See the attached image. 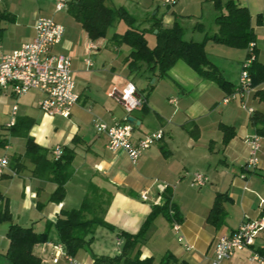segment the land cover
Segmentation results:
<instances>
[{
    "label": "crops",
    "instance_id": "obj_1",
    "mask_svg": "<svg viewBox=\"0 0 264 264\" xmlns=\"http://www.w3.org/2000/svg\"><path fill=\"white\" fill-rule=\"evenodd\" d=\"M135 1L137 6L144 8V16L135 18L125 7L126 3L118 6H123L135 18V26L144 29L145 36L147 32L151 34V40H147L150 45H154L156 30L150 31L153 15L161 20L164 27H170L174 21H178L183 27L197 31L200 40L196 41H201L205 35L217 32L215 17L221 11L225 12L224 4L228 0H176L171 6L160 2L156 6L147 5L146 0ZM234 1L249 10L256 36V59L264 64V0ZM56 2L57 0L12 1L13 8L8 7L6 10L14 15V21L1 22L4 32L0 38V55L30 41L39 17H52L62 24V39L53 50L71 57L75 91L79 95L70 115L63 117L46 114L39 108L38 101L42 94L38 90H30L19 98L9 89L0 90V114L5 118V131L1 136L7 138L6 145L0 147V154H8L11 159L25 151L26 137L9 134V128L13 125L8 124L15 104L16 120L30 121L28 134L48 150L49 158L53 159L52 150L56 146L74 149L72 174L65 183V197L59 203L49 200L56 183L33 176L34 165L28 158H22L24 167L21 170L16 172L10 169L0 177V192L8 199L13 221L31 225L37 232L49 228L48 240L36 243L32 248L43 264H74L63 254L57 262L52 261L56 250L54 246L59 244L54 223L61 210L78 208L88 194L94 199L95 206L102 205L106 208L102 215L115 226L114 231L97 226L90 245L79 249L73 256L76 262L96 264L94 256L113 257L119 254L123 238L118 237V233L121 230L137 232L153 205L162 202L164 194L169 193L183 217L180 228L174 230L173 225L158 214L150 222L144 239L138 244L140 258L152 257V264H161L162 257L171 253L174 259L171 257L169 264H210L213 244L219 235L231 232L245 220L264 214V136L259 135L260 148L255 166H247L250 152L246 142L248 137L257 134L251 124L252 112L247 108L252 107L253 111L264 113V102L255 95L256 90L264 89V82L253 86L250 94L245 96L247 108L243 109L244 115L239 111V108H243L241 96L224 102L227 93L214 81L200 76L183 60H178L165 77H153V81L150 80L153 87L145 93L149 73L142 76L129 74L126 57L130 47L115 44L111 39L114 33H123L127 26H121L122 21L116 19L110 27L111 32L107 30L104 37L92 40L67 9L55 10ZM160 6L163 9H159ZM205 15L208 19L212 17L215 24L211 34L205 31ZM190 36L193 38L195 35ZM210 42L212 41L205 44L206 53ZM91 44L96 48L89 49ZM216 47L210 46L218 49ZM226 47L229 48L220 49L227 63L232 62L229 59L234 58V55L238 58L236 66L230 68V71L223 63L218 66L208 58L236 90L240 64L246 56V49ZM88 56L91 59L90 66L85 63ZM226 70L231 78L226 75ZM233 74L236 79H232ZM129 82L135 85L137 94L143 98L147 94L145 105L131 113L135 118V136L141 137L163 130L162 138L145 149L135 163L124 151L109 149L106 136L98 134L95 128L97 122L112 125L128 120L129 116L117 97ZM193 124L198 130L197 137L189 132ZM220 124L230 125L235 131L226 144L223 143ZM196 171L208 177V182L200 190H195L194 187L197 186L191 184L192 173ZM218 192L225 193L228 200L223 203L225 215L221 225L214 226L207 216ZM98 213L100 215V210ZM86 216L90 217V214L87 213ZM4 223L6 226L0 229V264H11L4 256L9 247V239L6 237L8 222ZM101 227L106 232L100 230ZM100 231L106 234L104 237L107 236L101 244L96 235ZM172 231L182 237L178 244L160 246L158 251L148 245L147 234H172ZM261 232L263 234H258L252 247L237 250L223 264H264L253 258L255 248L264 247V229ZM259 236L260 240L256 245ZM113 238L115 246L112 245ZM185 243L193 247L187 249ZM63 250L65 251L64 246Z\"/></svg>",
    "mask_w": 264,
    "mask_h": 264
},
{
    "label": "trees",
    "instance_id": "obj_2",
    "mask_svg": "<svg viewBox=\"0 0 264 264\" xmlns=\"http://www.w3.org/2000/svg\"><path fill=\"white\" fill-rule=\"evenodd\" d=\"M106 0H70L67 3V12L78 21L88 37L92 40L104 37L116 19L123 20L127 29L123 33H114L111 37L115 44H126L130 47L126 57V64L129 74L140 75L148 72L147 92L153 87L150 80L153 77H165L168 70L178 61H185L200 76L214 81L218 87L231 95L235 88L232 83L226 80L220 73L218 67L208 58L205 44L207 41L223 44L226 46L246 49L245 59L253 53L255 58L249 66L252 87L264 82V64L256 59L255 32L251 25L250 13L246 6H241L234 0H228L224 4L225 12H220L215 17L218 25L217 32L205 35L201 41L184 39V27L180 22L174 21L172 26L164 27L161 20L153 15V23L150 31L154 32L155 43L150 45L145 36V30L135 26V18L130 15L123 6L111 7L106 5ZM220 7L219 4H216ZM14 21V15L6 9L0 8V38L3 35L4 27L1 22ZM259 22V20H258ZM250 43H254L250 47ZM145 66V69H142ZM238 83L236 85V88ZM255 95L264 102V89L255 91ZM224 97V98H225ZM147 94L144 96V103ZM251 124L255 127L257 135L264 136V113L254 110L251 114ZM30 121L24 119L16 122L9 128V134H21L26 137L25 151L21 155L12 156L10 159L11 169L21 170L24 167L22 158H28L34 165L32 174L38 178L49 179L56 183V188L50 194L49 200L61 202L65 197V183L72 174L71 162L74 157L72 147H63L61 156L54 160L47 156L48 150L34 141L28 134ZM223 132V143L226 144L234 135V128L230 125L220 124ZM190 134L197 137L198 130L193 124L189 129ZM7 138L0 136V147L6 145ZM75 142V139H74ZM264 179V176H263ZM163 201L154 204L150 213L135 232L121 230L118 237L123 238V244L119 254L109 256H94L96 264H152L153 258H140L138 244L144 239L145 231L150 222L158 215H163L173 225L180 224L183 220L178 206L172 202L169 193H165ZM88 194L84 197L78 208L61 210L54 227L57 231L59 244L64 246L65 252L75 256L79 249L90 245L94 238V231L97 226H103L111 231L115 226L107 222L103 213L106 208L95 206ZM228 200L225 193H217L214 202L209 210L207 219L214 226L221 225L224 218V201ZM0 224L8 222L6 237L9 239V247L4 256L11 264H43L40 257L32 251L36 243L48 240L49 228L43 232L35 231L31 225L19 224L12 219L9 210L8 199L0 192ZM100 210V215L98 213ZM90 214L87 217L86 214ZM252 247V245H251ZM255 254L264 259V247H257ZM174 259L171 253H166L161 264H169L170 258Z\"/></svg>",
    "mask_w": 264,
    "mask_h": 264
},
{
    "label": "built area",
    "instance_id": "obj_3",
    "mask_svg": "<svg viewBox=\"0 0 264 264\" xmlns=\"http://www.w3.org/2000/svg\"><path fill=\"white\" fill-rule=\"evenodd\" d=\"M165 6L173 5L176 0H157ZM67 0H57L55 10L67 8ZM34 36L30 41L22 43L11 52L0 55V90H11L12 94L19 98L30 90H38L42 96L38 101L39 108L49 115H60L68 117L72 107L77 103L79 95L75 91V78L72 71V59L68 54L55 52L54 46L60 43L64 32L62 24L52 17H39L34 25ZM254 43H250L252 48ZM91 44L89 49H95ZM90 54V53H89ZM88 54V55H89ZM255 58L251 53L242 63L238 86L233 94L225 97L224 102L232 98L241 96L242 106L246 107L245 96L253 90L249 66ZM85 63L90 66V56L85 58ZM117 99L123 106L127 116H131L134 110L142 107L144 98L137 94L135 85L129 82L118 93ZM251 113L252 108H247ZM17 105L12 106L9 126L15 123ZM135 121V120H134ZM134 121L126 120L108 125L104 122H97L95 128L98 134H103L107 138V146L113 151H124L129 159L135 163L143 151L149 148L156 140L162 138L163 130L144 134L141 137L135 136L136 124ZM249 146V158L247 166H255L258 162V151L260 148V136L255 134L246 139ZM62 154V147L56 146L52 150L54 160ZM11 169L10 157L8 154H0V177ZM208 182V177L199 171L193 172L191 184L197 187L204 186ZM144 196V195H142ZM178 223L173 224L174 230H179ZM264 229V214L256 218L243 221L236 229L229 233L219 235L214 241L213 257L210 264H223L240 249L247 248L254 244L258 234ZM182 240V237H178ZM187 249L193 246L185 243ZM55 255L52 259L57 262L63 254L65 258L74 264L73 256L68 255L63 250L62 244H56ZM254 259L264 262L256 254Z\"/></svg>",
    "mask_w": 264,
    "mask_h": 264
},
{
    "label": "rangeland",
    "instance_id": "obj_4",
    "mask_svg": "<svg viewBox=\"0 0 264 264\" xmlns=\"http://www.w3.org/2000/svg\"><path fill=\"white\" fill-rule=\"evenodd\" d=\"M12 1H13V3H17L18 0H2V1H0V8H2V9H8V7L13 8L14 5H12ZM146 1H148L147 5H149V4L151 5L152 4L153 6H156V5L159 4L157 0H146ZM106 3L108 5H110V6H118L121 3H126L125 7L128 9L130 14L134 15L135 18L136 17H142V16H144V14H146V12L143 10L144 8L141 5L137 6V2L135 0H107ZM144 7H146V6H144ZM159 9H163V7L160 6ZM63 12H65V11H63ZM45 17H47V16H45ZM205 17L207 18L208 16L205 15ZM212 19L213 18L211 17V19L207 18L206 20H203L204 24H205V31L207 33H210V34L213 33V31H214L213 29H214V26H215V24H214ZM121 21H122L121 22V26L126 27L127 26L126 23L123 20H121ZM108 30H109V32H111L110 30H112V29L108 28ZM191 34H194L195 36L193 38H191L192 37V36H190ZM146 37H147V39L151 40L150 39L151 38V34L149 32L146 33ZM183 38L184 39L200 40V36L198 35L197 31L193 32L192 29H187L186 27H184ZM211 45L212 46H217L216 48H218V49H220V48L228 49L229 47H226L224 45H215L214 43L210 42L209 45H208V48H207V53H208V57L213 62H215L218 66L221 65V63H223V66L228 68V71H230V68L233 69V67L236 66V60H238V58L235 57L236 55L233 56L234 58L231 57L229 59L230 61H232L234 63H232V62L231 63H227L225 61V59L222 57V55H224L223 52H222V49H220V50L214 49V48L212 49V48H210ZM244 60H245V58L243 59V61ZM223 61H225V62H223ZM243 61L240 64V71H241V67H242ZM226 65H229V66H226ZM240 71H239V76H240ZM226 75L229 76V73L227 72V70H226ZM233 75L234 76H232V79H236L235 78L236 77L235 74H233ZM229 77L231 78V76H229ZM238 81H239V78H238ZM145 93H147V91H145ZM178 94H179V92H178ZM179 95H181V94H179ZM243 109H244V107L242 109L239 108V111L244 115L245 111ZM4 122H5V118H4V116L2 114H0V136L5 131V127L3 126ZM194 188H195V190H200V189H203L204 187L203 188L202 187H200V188L199 187H194ZM5 224L6 223H1L0 224V229H2V228L4 229V226H6ZM100 230H104L105 231V229H102V227H101ZM108 230H110V229H108ZM174 233L175 232L172 231V234H147V236H146V237H148V239H147L148 242L147 243L155 251L160 250V246L167 247V246H172L173 244H178L179 243V241L177 239L178 234H176V233L174 234ZM259 234H263V233L260 232ZM96 235L100 238V244H101V242H104V240H106V238H107V236L104 237L106 234H103L102 231H100V234H96ZM151 235H152V238H149ZM48 237H49V234H48ZM259 240H260V236L257 238L256 245L258 244ZM112 245H114V246L116 245V242L114 241V238H113Z\"/></svg>",
    "mask_w": 264,
    "mask_h": 264
},
{
    "label": "water",
    "instance_id": "obj_5",
    "mask_svg": "<svg viewBox=\"0 0 264 264\" xmlns=\"http://www.w3.org/2000/svg\"><path fill=\"white\" fill-rule=\"evenodd\" d=\"M152 81H153V80H152ZM128 120H129V121H134L135 118H134L133 116H129V117H128Z\"/></svg>",
    "mask_w": 264,
    "mask_h": 264
}]
</instances>
